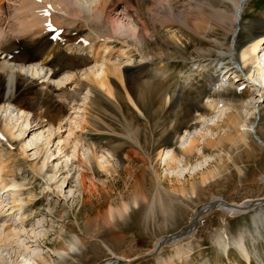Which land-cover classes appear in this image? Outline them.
<instances>
[{
  "label": "rangeland",
  "instance_id": "374dc122",
  "mask_svg": "<svg viewBox=\"0 0 264 264\" xmlns=\"http://www.w3.org/2000/svg\"><path fill=\"white\" fill-rule=\"evenodd\" d=\"M83 1L90 6L99 0ZM0 5L3 10L1 20L6 17L11 21L15 8L21 4L20 0H0ZM244 20L245 29L241 33L238 53L255 37L264 35V0H249ZM4 27L8 30L6 24ZM83 29L89 32L88 28ZM93 29L100 35L104 32L97 27ZM150 30L151 37H147L139 47L148 57L142 61L145 63L139 62L141 54L138 52L133 53V63L121 58L124 70L140 76L139 85L133 87L138 109L126 98L120 111L116 99H106L93 90L86 114L89 124L84 125V129H75L71 125L73 121L70 115L76 118L75 113L78 111L71 108L72 105L75 108L83 106L79 94L84 87L82 84H66L59 87V94H56L61 96L60 89L68 88L70 97L78 102L70 105L69 100H60L67 113L62 131L50 136V148L58 152L59 141L68 137L73 130V138L81 137L83 143L97 154H112L113 168L109 173L102 171L95 160L85 164L81 154L68 165L54 156L42 177L32 173L31 165L43 163L44 152L41 153V149L45 147L46 138H49L47 123L43 124L42 131L36 126L37 123L32 124L33 115L28 117L30 123L26 135L19 136L18 131L17 138L8 137L11 146L5 141L0 143V156L4 161L8 159L6 162L12 170L8 182L15 180L24 185L20 199L34 197L32 203L25 205L22 210V214L28 216L26 232L22 233L23 240L53 264H100L109 261L112 256H109L103 244L113 249L119 257L128 259L127 264H248V259L233 244V240L242 233L245 235L251 264H264V228H261L259 235L256 234L253 212L239 217H228L218 210L210 212L201 217L190 238L177 246L167 245L156 255L149 256L153 254L159 239L182 232L191 222L194 213L215 198H222L229 203L264 199V150L251 137L239 140L235 136H223V128H214L215 140L202 146L204 155L213 159L209 169L215 170L214 179H210L208 184L200 182V174L190 178L192 172H187L188 191L183 195L175 192L177 188L174 183L169 184L164 178L158 181L157 174L163 176L165 173L159 157L160 151L178 150V137L187 130L195 132L211 123L209 118L213 115L205 103L213 86L206 81L209 79L207 74V78H204L201 69H197L200 62L222 64L218 70L214 67L209 70L210 78L217 75L225 78L228 76L226 67L234 68L237 74L230 77L235 85L229 96L234 97L238 108L244 105L254 112L247 120L258 122L257 134L263 140L264 80L256 74L255 66L244 68L240 54L236 56V64L232 65L234 62L228 59V47L232 42L230 35L225 36L220 32L217 35L211 34L210 38L198 37L181 26L169 31L156 30L151 25ZM216 40L220 41L219 46ZM121 45L117 44L115 50L121 48ZM139 68H145L144 75L138 74ZM22 72L43 83L45 79L42 78L48 71L44 70L40 77L27 70ZM248 74L255 76L247 79ZM46 79V82L57 86L49 77ZM81 80L85 82L84 77ZM153 83L163 86L164 98H158L162 94H149L148 88ZM166 97L169 102L165 100ZM93 99H97L96 103ZM14 110L12 108L8 115L12 112L16 115ZM200 114H207L208 120L198 123L196 119ZM20 123L26 126V119H21ZM30 131L32 134L28 137ZM36 131L38 134L42 132L44 138L30 146L33 132ZM70 151L67 149V152ZM23 152L25 155L18 156ZM36 152L37 155H34ZM197 159L191 158L190 164L195 165ZM53 166L57 169L52 170ZM56 171V181L51 182L50 176ZM50 183L49 190L47 185ZM192 183L196 186L195 191L191 189ZM12 198L13 193L0 190V216L10 221V225L19 226L21 223L16 220L18 213L13 212L9 206ZM124 205L129 207L126 214L120 210ZM112 207L120 211V214H114V219H109ZM33 230L37 234L43 233L44 237L36 238L32 235ZM220 236L229 239L227 254L216 242ZM71 244L75 247L67 249ZM0 250L7 261H13L12 264L21 261L16 244ZM65 250L67 252L63 253Z\"/></svg>",
  "mask_w": 264,
  "mask_h": 264
},
{
  "label": "bare ground",
  "instance_id": "6f19581e",
  "mask_svg": "<svg viewBox=\"0 0 264 264\" xmlns=\"http://www.w3.org/2000/svg\"><path fill=\"white\" fill-rule=\"evenodd\" d=\"M248 1L99 0L89 6L83 0H20L21 5L15 8V15L11 21L6 17L1 20L3 10L0 5V143L5 141L11 146L8 137L17 138L18 131L20 132L19 136L26 135L30 123L28 117L33 115L32 124L37 123L36 126H39L42 131L44 130L43 124L47 123L49 138H46L45 147L41 149V153L44 152L43 163L31 165L32 173L42 177L54 156H58L60 161L64 160V163L68 165L77 160L80 154L81 160L85 164H91L95 160L102 171L109 173L110 169L113 168L112 154H97L83 143L81 137L73 138L75 136L73 130L68 137L59 141L58 152L50 148V139L52 138L50 136L62 131L65 113H67L60 100H69L70 105L72 102H78L74 97H70L71 92L68 88L60 89L61 96H56L59 94L58 88L66 84L76 86L82 84L84 87L82 93L79 94V101H83V106L80 105L75 108L72 105L71 108L73 111H78L77 114L75 113L76 118L70 115V120L73 121L71 125L75 129H84V125L89 124L86 114L88 113V101L91 100L93 90L101 93L106 99H116L120 111H122L126 98L134 108L138 109L133 97V87L139 85L140 76H134L128 70H124L123 60L127 59L126 62L129 63L135 62L133 59L134 52L141 54V61L139 62L148 59L139 47L143 45L147 37H151V25L156 30L167 29L169 31L181 26L195 36L205 38H210L211 34L217 35L220 32H223L225 36L230 35L232 42L228 47V59L233 63L236 56L240 54L239 58L244 68H249L250 65L255 66L256 74L263 77L264 80V35L259 38L255 37L247 46L243 47L241 53H238L242 39L241 33L245 29L244 13ZM122 7L123 10H121ZM5 24L8 30L5 29ZM82 26L88 28L89 32L84 30ZM93 27L103 29L104 32H101L100 35ZM131 42L133 43L131 44ZM215 42L217 46L221 44L218 40ZM115 44H122L121 48L115 50ZM121 58L124 59L121 60ZM213 63L203 64L200 62L197 68L201 69L204 78L209 77L206 81L211 84L210 86H213L210 97L205 103V107L213 115L209 118L211 123H207L206 127L197 129L195 132L187 130L178 137V150L169 149L167 152L161 150L159 154L165 167V173L163 176L157 174L158 181L160 182L164 178L165 181L168 180L169 184L174 183V187L177 188L175 192L183 195L188 191L186 185L187 172H192L190 178L200 174V182L203 185L208 184V181L214 177L215 170L209 169L213 159L204 155L202 147L215 140L214 128H223V136H235L239 140L246 137L255 140V134L263 143L257 140L255 142L264 150V140L257 134L258 122L247 120V117L254 115V112L244 105L238 108L234 97L229 96L235 85L233 81H230V77L237 72L234 71V68L226 67L228 70L227 77L221 78V75H217L210 78L212 76L208 75L209 70L213 67L218 70L222 65L221 63L213 65ZM235 64L234 62L232 65ZM126 65L132 64L126 63ZM24 70L29 71L34 76L39 75V77L40 74H44V70H47V74L42 78L45 79V82L39 83L38 80L31 79L22 72ZM144 71L145 68H139L137 72L139 75H144ZM254 76L248 74L247 79H252ZM47 77L57 86L52 85L49 81L46 82ZM81 77L85 78V82H82ZM239 81L241 80L239 79ZM149 88V94H162L163 96H158V98H164L163 86L153 83L152 86L150 84ZM93 100L96 103L97 99ZM165 100L169 102L168 97ZM12 108L15 109L16 115L13 112L8 115ZM208 117L207 114H200L196 120L201 123L208 120ZM21 119H26V126L24 123H20ZM223 124L225 125L223 126ZM229 130L231 132L228 134ZM31 134L32 131L29 132L28 137ZM41 138H44L42 132L39 134L37 131L33 132V140L30 146H34L36 141ZM215 147L218 146L215 144ZM67 149L71 150L70 153L67 152ZM22 154L25 155L23 152L19 153L18 156ZM34 155H37V152ZM193 157L198 158L195 165H191L189 161ZM6 160L8 159L6 158ZM6 160L4 161V158L0 156V190L13 193L9 206L13 212L18 213L16 220L21 224L12 226L9 224L10 221L2 219L0 216V248H7L9 245L16 244L21 259L19 264H53L23 240L22 233L26 232L25 222L28 216L22 214V210L25 205L32 203L34 197L19 198L22 196L21 188L24 185L15 180L8 182L12 170L10 171V164ZM55 169L57 167L53 166L52 170ZM56 173L57 171L54 172L53 176H50L51 182L56 181L58 176ZM50 186L51 183L47 185V189L50 190ZM190 186L192 191H195V184L192 183ZM260 200L229 203L222 198H215L211 203L202 207L205 210L208 209V212L203 216L215 210L221 211L228 217L245 216L253 212L255 232L259 235L261 228H264V203H260L248 211L242 209ZM215 202H217L216 207L214 210H210L209 208ZM120 210L126 214L129 207L124 205ZM117 213L120 214V211H116L112 207L109 211V219H114V214ZM197 213L199 212H195L191 222L181 230L183 233L181 236L175 234L159 239L152 253L156 251L158 246L160 250L157 253L167 245L170 247L177 246L190 238L198 226L195 223ZM35 231L33 230L32 235L36 238L38 236L44 237L43 233L38 232L37 234ZM227 239L220 236L216 241L225 250V254L228 253L230 246L229 239ZM233 244L248 259V264H251L249 251L245 245V235L239 234L233 240ZM73 245L71 244L67 249H73L75 247ZM103 246L108 251L109 256L113 255L129 262L128 259L119 257L113 249L105 244ZM62 252L66 253L67 250ZM111 260L105 261V263L116 264V262L111 263ZM4 261L6 264L13 263V261H7L0 250V264H3Z\"/></svg>",
  "mask_w": 264,
  "mask_h": 264
},
{
  "label": "water",
  "instance_id": "95a60500",
  "mask_svg": "<svg viewBox=\"0 0 264 264\" xmlns=\"http://www.w3.org/2000/svg\"><path fill=\"white\" fill-rule=\"evenodd\" d=\"M254 139L255 140H257V141H261V140H259V138H257L256 137V135L254 134ZM261 143H263L262 141H261ZM260 203L261 204H263L264 203V200H260V201H258V202H256V203H254V204H249V205H247L246 207H245V209H242L243 211H245V210H250V209H252L253 207H255L256 205H260ZM216 204H217V202H215V203H213V205L209 208L210 210H214V208L216 207ZM208 212V209H203V208H201L200 209V211H199V213H197L196 214V218H195V223L197 224L198 222H199V220L201 219V217L205 214V213H207ZM183 233L182 232H177V234L176 235H179V236H181ZM164 243V242H163ZM162 243V244H163ZM165 244V243H164ZM160 250V247L158 246V248L156 249V251L153 253V254H151V255H149V256H153V255H156L157 254V252ZM112 260L111 261H113V262H116V264H127V262L126 261H124V260H121V259H119L118 257H116V256H113L112 255V258H111ZM101 264H108V263H105V262H103V263H101Z\"/></svg>",
  "mask_w": 264,
  "mask_h": 264
}]
</instances>
